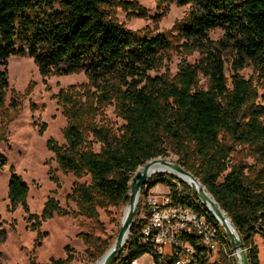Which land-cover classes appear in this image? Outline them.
Listing matches in <instances>:
<instances>
[{
	"label": "trees",
	"instance_id": "obj_1",
	"mask_svg": "<svg viewBox=\"0 0 264 264\" xmlns=\"http://www.w3.org/2000/svg\"><path fill=\"white\" fill-rule=\"evenodd\" d=\"M155 2L159 14L154 22L170 4L190 6L173 27L186 48L204 55L193 64L181 62L174 77L149 74L161 66L162 55L171 48L169 38L132 31L113 16L112 10L120 8L144 19L146 11L135 1L0 0V107L8 88L10 56L32 58L43 77L83 72L84 85L69 86L56 96L66 119L64 143H46L62 173L90 179L89 184L76 183L68 196L78 212L97 221L98 209L126 205L135 171L170 150L178 157L176 163L191 172L227 214L248 264H260L253 237L264 241V106L255 103L252 81L238 72L250 63L264 80V0ZM214 29H221L223 36L211 42L207 34ZM224 52L234 54L230 84L220 55ZM199 75L207 79L206 89L198 86ZM107 106L113 107L120 126L101 122L98 115ZM237 148L247 150L251 163L232 161ZM146 185L141 195L156 185L167 187L171 205L203 215L215 228L216 239L231 248L223 228L178 177L155 174ZM27 191L26 183L12 172L7 184L10 204L23 207L32 231L55 215H67L53 198L45 202L40 216L30 214ZM146 224L145 219L133 223L111 264H131L143 255L151 256L153 264H176L175 256L162 257L150 243H143ZM3 237L0 230V240ZM184 238L194 248L195 264H212L196 235ZM81 239L94 247V262L112 244L89 235ZM71 260L67 254L65 260L49 264ZM220 260L236 264L222 254Z\"/></svg>",
	"mask_w": 264,
	"mask_h": 264
},
{
	"label": "rangeland",
	"instance_id": "obj_2",
	"mask_svg": "<svg viewBox=\"0 0 264 264\" xmlns=\"http://www.w3.org/2000/svg\"><path fill=\"white\" fill-rule=\"evenodd\" d=\"M121 1L137 2L145 9L146 17L137 18L120 8H114L112 14L119 23L132 31L164 33L171 43L169 51L162 55L161 66L150 72V76L166 74L174 77L181 62L193 64L204 57L198 51L186 48L185 41L177 35L173 27L188 14L189 5L179 7L170 4L159 21L154 22L152 19L159 14L155 0ZM207 36L211 42H216L222 38L223 31L214 29L209 31ZM220 55L224 61L225 76L230 84L234 54L224 52ZM2 69L0 66V70ZM6 70L8 88L5 90L4 104L0 107V230L4 234L0 240V264H49L54 260H65L67 254L72 256L69 264H92L94 247L84 244L81 236L89 235L98 238L101 243H113L125 205L98 209L97 221L80 214L68 196L76 183L89 184L90 179L85 176L77 180L71 174L62 173L54 161L52 152L46 146L49 139L58 144L64 143L62 131L66 126V119L56 96L60 90L69 86L84 85L85 74L81 72L43 77L32 58L17 55L7 59ZM238 74L244 80L252 81L257 93L255 103L264 106V80L253 70V66L247 63ZM198 86L207 88V79L202 75H199ZM98 116L101 122H108L113 126L122 124L112 106L105 107L103 114ZM94 148L97 150V145ZM236 150L232 154V161L251 163L252 159L247 150ZM159 158L175 163L178 159L170 150H167V156ZM12 172L28 187L26 205L30 214L40 216L45 202L53 198L67 215H55L42 222L38 230L32 231L27 222L28 214L23 207L18 204L12 208L10 204L7 184ZM157 174L170 175L163 172ZM154 188L150 191L169 192L168 188L162 185H156ZM146 198L147 196L139 195L133 223L148 219ZM253 243L257 247L259 263L264 264V241L261 236L256 235L253 237ZM226 249L228 254L232 252L231 248ZM209 260L212 264H220V254ZM229 260H234L237 264L234 256ZM137 261L138 264H153L149 255L142 256Z\"/></svg>",
	"mask_w": 264,
	"mask_h": 264
},
{
	"label": "built area",
	"instance_id": "obj_3",
	"mask_svg": "<svg viewBox=\"0 0 264 264\" xmlns=\"http://www.w3.org/2000/svg\"><path fill=\"white\" fill-rule=\"evenodd\" d=\"M146 196L149 216L141 232L142 241L150 243L158 255L175 256L176 264H195L194 248L184 238L193 234L206 248L209 259L219 254L226 259L234 256L216 239L215 228L203 215L188 207L171 205L169 192L149 190ZM137 260L131 264H138Z\"/></svg>",
	"mask_w": 264,
	"mask_h": 264
},
{
	"label": "water",
	"instance_id": "obj_4",
	"mask_svg": "<svg viewBox=\"0 0 264 264\" xmlns=\"http://www.w3.org/2000/svg\"><path fill=\"white\" fill-rule=\"evenodd\" d=\"M162 161L168 165L176 177L182 182L186 183L191 190L198 197L200 203L208 210V212L217 220L220 226L223 228L227 235L229 244L231 246L234 258L237 264H248L246 250L239 240L238 234L235 231L227 214L219 207L213 197L207 192L205 187L199 182V180L188 170L175 162L167 161L163 158H154L147 161L143 166L139 167L133 174L129 183L128 201L126 205L130 210L125 216L123 223L119 227L117 236L115 237L111 246L107 251L92 264H111L116 257L122 252L130 234L131 227L133 225V217L137 208V197L140 195L141 189L146 185L147 180L150 178L148 172L153 164ZM190 182H196L199 185V189H195ZM147 188V187H146ZM228 220L230 228L225 224Z\"/></svg>",
	"mask_w": 264,
	"mask_h": 264
},
{
	"label": "bare ground",
	"instance_id": "obj_5",
	"mask_svg": "<svg viewBox=\"0 0 264 264\" xmlns=\"http://www.w3.org/2000/svg\"><path fill=\"white\" fill-rule=\"evenodd\" d=\"M167 161H171L169 159H165ZM167 173V174H173V172L171 171L170 167L168 165H166L165 163H163L162 161H159L158 163H155L151 166L150 171L148 172V176L151 177L157 173ZM190 184L195 188V189H199V185L196 182H190ZM138 198L137 197V204H138ZM130 208L128 205H125L123 211H122V215H121V220H120V226L123 223V220L125 218V216L127 215V213L129 212ZM225 224L230 228V224L228 222V220H226Z\"/></svg>",
	"mask_w": 264,
	"mask_h": 264
},
{
	"label": "crops",
	"instance_id": "obj_6",
	"mask_svg": "<svg viewBox=\"0 0 264 264\" xmlns=\"http://www.w3.org/2000/svg\"><path fill=\"white\" fill-rule=\"evenodd\" d=\"M146 256V255H143V257Z\"/></svg>",
	"mask_w": 264,
	"mask_h": 264
}]
</instances>
